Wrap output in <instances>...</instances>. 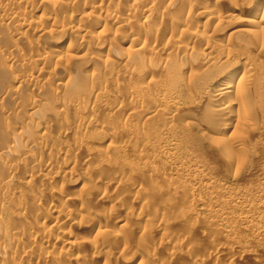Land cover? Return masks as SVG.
<instances>
[{"label":"bare ground","instance_id":"bare-ground-1","mask_svg":"<svg viewBox=\"0 0 264 264\" xmlns=\"http://www.w3.org/2000/svg\"><path fill=\"white\" fill-rule=\"evenodd\" d=\"M259 126L264 0H0V264H120L110 244L125 248L131 227L146 238L149 208L125 211L118 233L111 212L88 202L123 205L147 191L184 197L175 217L205 229L202 258L256 259L233 226L264 243V179L221 184L200 170L205 149L197 154L215 153L236 181ZM103 131L108 148L91 150L89 139ZM117 134L125 140L115 143ZM71 149L87 154L70 160ZM171 165L187 179L165 177ZM123 179L134 192L114 195L109 187ZM197 180L210 208L191 193ZM160 203L150 213H162ZM210 209L215 218H204ZM189 240L164 232L166 258L151 254L146 264L191 258Z\"/></svg>","mask_w":264,"mask_h":264},{"label":"rangeland","instance_id":"rangeland-1","mask_svg":"<svg viewBox=\"0 0 264 264\" xmlns=\"http://www.w3.org/2000/svg\"><path fill=\"white\" fill-rule=\"evenodd\" d=\"M108 89H111V88L108 87ZM99 115H100V113L98 114V117H101ZM113 117L114 118H112V120L115 121V117L116 116H113ZM262 127L263 126H259V128H260V129H258L259 132H257L255 137H254V139L256 141H258V147L256 149L257 152L255 151L253 154H251L252 155L251 161L244 168H242L241 172L239 173V177L237 178L236 181L235 180L233 181L232 179H230V178H232V172L230 173V172H228V171H226L224 169V166H222L223 164H222L221 159H219L218 156L216 158L215 153L211 154L204 147L201 149V152L199 153V151H198V154H197L200 157L203 154H205V155H203V156H205V158L202 156L203 157L202 159H204V160H202L200 158V161H201V163L203 165L200 164V162L198 163V165H200L201 167L203 166L202 168H204V166H205V168L202 169L199 166L201 168L200 170H202V171L206 170V172H204V173L205 174L207 173V175L208 174L210 175V176L208 175V178H210V179L213 178V180H216L217 182H220L221 184H225V183H229L230 182L228 184V186L230 185V187L235 186V187L243 188V187H247V186H250V185L253 186V184L256 185L258 182H261L264 179V127L263 128ZM103 132L104 133H101L100 135H96V137L94 136V138H92L93 137L92 136L90 138L91 140L89 139V143H88L87 146H89V148L91 150L102 151V148L104 150L108 148V142H109L108 133H106L107 131H103ZM124 140H125V138L123 136H120V135L117 134L116 138L113 141L116 143V142H119V141L121 142V141H124ZM67 141L70 143L69 140H67ZM90 141H92V143ZM89 144L92 147H90ZM204 149H205L206 153H205ZM201 153H202V155H201ZM86 154L87 153L85 152L84 149H81L80 151L71 149V150H69V156H70L69 159L70 160L71 159L73 160V158H79L80 159V158L86 156ZM128 161H130V163H131V161L133 163H135V162H138V159L135 158L133 155H130L128 157ZM154 161H156V159H154ZM204 161L206 162L205 164H204ZM165 171H164L165 172L164 175L167 178L172 177V179H180V180L187 179L186 178L187 177L186 173L184 174V173H181L180 171H178L177 168L175 167V165H171L170 167H167L165 169ZM176 173H177L178 176L176 175ZM137 177L139 179H137L136 176H133V181L136 182V183H139L142 180L143 182L141 181L139 184L143 183L141 186H143V188L145 189V185H144L145 182L143 180V177H140V176H137ZM155 180L160 182L159 181L160 178H158V177ZM227 181H229V182H227ZM123 182H125L124 179H123ZM123 182H122V184H123ZM125 183L126 184H123V185L120 184L119 187L117 186V189H115V190L113 188H111V187H109V188H110V190H113L112 192H114V195H116L119 192L125 193L126 195L132 194L134 192V190H133L134 188L133 187H128L127 182H125ZM192 184L190 183V185L192 186V188H191L192 190L190 189L192 191L191 193L194 196H198L199 195V197L201 199H203V201L206 204H208L209 205L208 207L210 208L212 206V204H211V201L209 199L207 191H205L206 189H204L202 187V185H200V181H198V180L195 183H192ZM232 184H234V185L232 186ZM155 194H154V192L150 193V192L147 191L145 195L143 193V197L144 198H142V193H139V195H140V196L138 195L139 196V199H138L139 201L138 200L137 201L133 200L131 202L129 200H126V202L124 201L123 205H121V204L120 205L119 204L114 205L115 203L111 204V203H108V202L101 203L100 201H97V200H93L94 202H91L92 200H89L88 203H89V206H90V208L92 210H97L98 209V210H102V211L106 210L107 212H111V216L113 215L112 216L113 219L110 220L109 224H110V228L112 230H114V231H116L118 233H119V231L122 232V233L126 232V233H124L125 234L124 237H125V240H126V244H125L126 246H124L125 248H122L121 245L118 246V245H116V243H113V242H112L113 245L110 244L112 253L113 252L114 253H117V252L120 253V258L122 257L120 259L121 260L120 264H146L147 262H149V260H148L149 257L148 256H150L151 254H155V255L157 254L156 256H160L158 258L164 259L163 256L164 257L167 256V252L165 254L163 250H166L164 248L167 247V246H163L164 244L162 245V244L159 243V238L162 236V234L164 232L166 234H172L174 236H176V235L180 236V234H181V236L183 235V236L187 237V239H190L189 241L192 244L191 246H193L192 250L194 252V254L192 255L191 258H187L185 256L179 255L176 258L174 257L173 259H169L168 260V264H184V263L185 264H191V263H193V264H212L213 261L210 260L209 258H207V259L205 257L202 258L203 253L206 251V249L209 248V245H210L209 244L210 242H208V240L206 239V237L204 235L205 229L203 230L202 226L199 223L197 225V222L195 224H192L191 226H189V225H187L189 223H185L184 221L179 220L178 218H176L177 217V212L183 210L182 209L183 207L181 205V207H182L181 208L180 204H181V201L182 202L184 201V200H181V199H184V197L182 198V196L181 197L180 196H175V199L169 200L171 198L170 195L172 194V193H169L170 197L167 196V198H169V199H168V201H166L167 200V198H166L167 194L165 196H164V194H161L160 195L161 197L158 198V199H157V197H159V193L155 192ZM163 196H164V198H163ZM164 199H165L166 203H164L163 207H166V208H162L163 209L161 211L162 213L158 212L156 214V212L155 213L152 212L153 210H155L157 208L159 209L160 204H161L160 202H161V200L163 201ZM178 200H179V202H178ZM171 202H172V204H171ZM210 204H211V206H210ZM141 205L146 206V208H149L148 209L149 212H147L148 215L150 213V207L153 208V209L151 208V210H152L151 212L152 213H150L152 216L149 215V217H148V215H146L147 216L146 217L147 218L146 225H148V226L146 227V225L145 226L141 225V226L144 227L143 228V230H144L143 234L144 233L147 234V235L149 234L148 236L144 234L145 236H147L146 238L143 237L144 239L141 238L142 232L140 230H133L134 228L131 227L130 228L131 230H128L129 228L127 229L128 232H127V230H125V231L123 230L124 231L123 232L121 230V228H119V226L116 224L117 220L119 218H122V216L125 213V211H128L130 213H133V212L134 213H138L139 210H140ZM178 207H180V210H178ZM164 210H165V213H164ZM176 210H177V212H175ZM210 211L213 212V210H211V209H210ZM212 212H210L211 214L210 213L208 215L206 214L205 216H207V217L204 216V218L214 219L215 218V213L214 212L212 213ZM159 213H160V215H159ZM172 215H174V216H172ZM149 218L151 219V222H148V221H150ZM82 226H84V224H82ZM200 226H201V228H200ZM235 226H236V224H234V226H233V229H235V232H236L235 233L236 239L238 241H240V244L242 245L244 250L246 249L245 251H249V250H252L253 252L255 251V255H257L258 257L255 259V258H252L251 256L248 257V255H246V254H243V256H242V254L238 255V256H237V254H233V256L230 255L231 257L227 256L226 257L227 259L226 258L221 259L223 261L220 260L219 264H228L230 259L232 261L231 264H257L256 261H260L261 264H264V246H262V245H264V243H262L260 241H256L253 238H251V236H249L250 232L249 231L247 232L245 230V228L243 227V225L237 224V226L236 227ZM65 228L67 229V227H65ZM71 230H69V231H71L70 233H73V234L77 233V231H78L77 229H71ZM89 230H90L89 231L90 234L89 233L88 234L87 233L84 234V236L87 237L88 240L92 239L95 236V233H96L95 229H91V227H90ZM201 233L204 236H202ZM211 237H212L211 240L213 239L212 241H216V242L219 241V243H220L221 239L223 238L221 236V239H220V235H215V234H213ZM140 238H141L142 242L140 241ZM116 247H118V248H116ZM194 249H196V252H195ZM161 254H162V256H161ZM244 255H246V256H244ZM193 256H194V258H193ZM232 258H233V260H232ZM170 262H172V263H170ZM166 264H167V262H166Z\"/></svg>","mask_w":264,"mask_h":264}]
</instances>
